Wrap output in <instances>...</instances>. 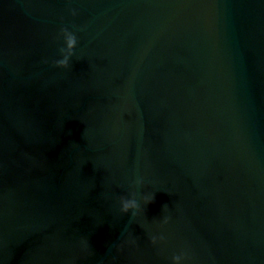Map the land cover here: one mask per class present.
Wrapping results in <instances>:
<instances>
[{
	"label": "water",
	"instance_id": "water-1",
	"mask_svg": "<svg viewBox=\"0 0 264 264\" xmlns=\"http://www.w3.org/2000/svg\"><path fill=\"white\" fill-rule=\"evenodd\" d=\"M181 253L264 264V0H0V264Z\"/></svg>",
	"mask_w": 264,
	"mask_h": 264
},
{
	"label": "clouds",
	"instance_id": "clouds-1",
	"mask_svg": "<svg viewBox=\"0 0 264 264\" xmlns=\"http://www.w3.org/2000/svg\"><path fill=\"white\" fill-rule=\"evenodd\" d=\"M71 11H72V14L75 15V10H71ZM60 35L63 36L64 45H65L64 47H61L59 49V52L62 58L54 60L52 63L56 67L64 68L68 66L69 57L73 55V49L77 43V37L74 34V32L69 31L67 28H61ZM146 200L149 203H152L154 202V197H147ZM134 206H135L134 202H123L122 206L120 207V211L127 212L130 207H134ZM133 215H135V213H133ZM164 222L165 223L167 222V218H165ZM158 239L163 240V237L162 236L161 237H156V236L151 237L152 243H156ZM183 255H184L183 253H181L180 255H174L172 257L174 264H179V261L183 258Z\"/></svg>",
	"mask_w": 264,
	"mask_h": 264
}]
</instances>
